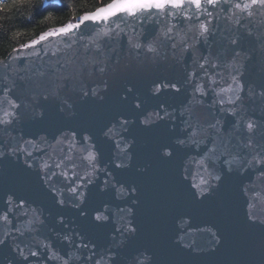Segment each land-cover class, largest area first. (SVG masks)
Listing matches in <instances>:
<instances>
[{
  "label": "snow or ice",
  "instance_id": "1",
  "mask_svg": "<svg viewBox=\"0 0 264 264\" xmlns=\"http://www.w3.org/2000/svg\"><path fill=\"white\" fill-rule=\"evenodd\" d=\"M8 48L0 264H264V0H109Z\"/></svg>",
  "mask_w": 264,
  "mask_h": 264
},
{
  "label": "trees",
  "instance_id": "2",
  "mask_svg": "<svg viewBox=\"0 0 264 264\" xmlns=\"http://www.w3.org/2000/svg\"><path fill=\"white\" fill-rule=\"evenodd\" d=\"M107 2L109 0H40L39 7L26 5L8 12L0 10V48L7 54L9 44L19 48V43H31L42 32L75 22L80 15ZM13 32L20 33L16 40L12 39Z\"/></svg>",
  "mask_w": 264,
  "mask_h": 264
},
{
  "label": "water",
  "instance_id": "3",
  "mask_svg": "<svg viewBox=\"0 0 264 264\" xmlns=\"http://www.w3.org/2000/svg\"><path fill=\"white\" fill-rule=\"evenodd\" d=\"M125 18L127 19L128 17H125ZM86 23L88 24V27L84 29L85 31H89V30H91L94 27V25L91 22H86ZM100 26H103V25H100ZM60 42H61V37L52 36V37H49L48 40L42 42V45L37 46V49H39V47H45V48H47V47H55ZM26 51H31V49H28ZM257 259H258V256H257Z\"/></svg>",
  "mask_w": 264,
  "mask_h": 264
},
{
  "label": "rangeland",
  "instance_id": "4",
  "mask_svg": "<svg viewBox=\"0 0 264 264\" xmlns=\"http://www.w3.org/2000/svg\"><path fill=\"white\" fill-rule=\"evenodd\" d=\"M77 21H75V22H72V23H76Z\"/></svg>",
  "mask_w": 264,
  "mask_h": 264
}]
</instances>
